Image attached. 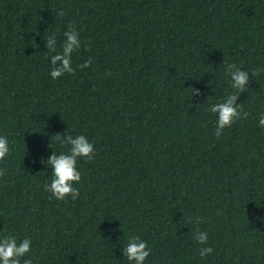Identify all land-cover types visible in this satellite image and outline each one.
I'll list each match as a JSON object with an SVG mask.
<instances>
[{"label": "trees", "instance_id": "obj_1", "mask_svg": "<svg viewBox=\"0 0 264 264\" xmlns=\"http://www.w3.org/2000/svg\"><path fill=\"white\" fill-rule=\"evenodd\" d=\"M70 25L74 72L52 79L45 41L61 52ZM229 64L249 72L245 92ZM254 69H264V0H0L10 149L0 237L30 238L33 264H133L121 251L133 234L151 249L144 264H264V71ZM235 94L248 116L216 137L208 109ZM56 133L94 146L91 161L77 159L76 199L43 188L47 158L69 147Z\"/></svg>", "mask_w": 264, "mask_h": 264}, {"label": "clouds", "instance_id": "obj_2", "mask_svg": "<svg viewBox=\"0 0 264 264\" xmlns=\"http://www.w3.org/2000/svg\"><path fill=\"white\" fill-rule=\"evenodd\" d=\"M63 16V12L59 13ZM63 41L60 43L61 52H56L57 38L49 36L45 41V47L48 51L55 53L50 57L52 69L50 76L52 79L59 78L64 73H73L74 69L71 66V55L74 51L81 47L79 39V32L75 26L70 25L67 30L63 32ZM34 48L37 47L35 44ZM92 64V59L84 61L78 67L81 69L88 68ZM264 71V69H254L251 73L257 76ZM249 72L237 67L235 64L227 65V74L230 76L231 87L238 90V94L245 92L249 84ZM238 94L229 95L222 102L211 104L209 111L217 115L216 128L214 135L220 137L223 130L241 118L248 116L247 112L243 111L242 105L237 104ZM191 95H199L198 89H191ZM258 126L264 127V113H260ZM56 141L61 145H67L68 151L66 153L52 154L47 158V165L51 168L50 183H45L43 188L46 192L51 193L50 198L56 200H64L71 196L76 199L79 196V189L74 188V183H79L81 174L77 170V159L86 158L91 161L94 158V146L90 143L86 136L71 134H55ZM9 142L4 136H0V161H2L9 154ZM42 162V161H41ZM5 169L0 168V176L5 175ZM197 223L199 220L196 221ZM194 239L197 243L207 244L208 234L203 231H197ZM31 239L23 238L17 240L14 235H5L0 237V264H33L31 258H25L26 254L31 250ZM123 256L133 264H144L146 258L149 257L151 249L148 248L147 243L140 239L139 236L133 234L129 237L127 244L121 250ZM202 258L211 255L213 248L211 246L202 247L199 250Z\"/></svg>", "mask_w": 264, "mask_h": 264}]
</instances>
